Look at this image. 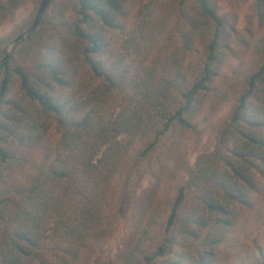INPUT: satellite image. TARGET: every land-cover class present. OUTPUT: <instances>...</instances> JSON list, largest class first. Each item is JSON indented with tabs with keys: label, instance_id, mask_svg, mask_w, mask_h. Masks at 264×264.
Here are the masks:
<instances>
[{
	"label": "trees",
	"instance_id": "16d2710c",
	"mask_svg": "<svg viewBox=\"0 0 264 264\" xmlns=\"http://www.w3.org/2000/svg\"><path fill=\"white\" fill-rule=\"evenodd\" d=\"M27 1L0 0V29ZM34 1L39 7L42 0ZM131 1L50 0L38 26L8 53L0 99V264H79L108 235L111 187L123 169L121 203L133 204L135 215L127 247L137 248L159 187L139 191L133 177L154 158L158 171L174 164L185 177L157 241L140 248L132 264H264L263 248L251 261L234 262L231 243L264 194V42L213 149L190 165L179 160L180 145L225 63L231 25L220 0H177L166 34L164 0L142 2L129 25ZM254 4L264 23V0ZM3 45L0 36V91ZM120 87L119 109L108 118ZM39 150L36 170L19 179Z\"/></svg>",
	"mask_w": 264,
	"mask_h": 264
},
{
	"label": "rangeland",
	"instance_id": "374dc122",
	"mask_svg": "<svg viewBox=\"0 0 264 264\" xmlns=\"http://www.w3.org/2000/svg\"><path fill=\"white\" fill-rule=\"evenodd\" d=\"M147 0H132L129 5L128 24L131 25L133 17L142 2ZM41 4V3H40ZM40 6V5H39ZM220 13L225 16L231 30L228 39L225 63L209 93L201 114L194 122L193 128L186 134L180 145L179 160L193 165L200 154L213 149L217 133L229 115L236 96L242 87L243 79L253 70L261 55L264 42V23L255 11L254 0H220ZM177 0H164L162 32L168 33L173 23ZM38 5L34 0H28L15 14L14 20L0 29V36L4 39V48L11 53L15 46L12 40L31 26L36 16ZM116 51L121 47L122 33L116 34ZM197 60V59H196ZM195 59L193 62L196 61ZM123 88H117L107 106L108 118L117 112L123 96ZM56 137L52 129L47 137L48 142ZM42 150L36 152L25 169L19 174V179L26 178L36 170L41 162ZM181 157V158H180ZM158 159L142 164L136 171L133 179L135 187L141 191L143 188L157 184L159 187L153 219L147 223V233L139 240L137 248L127 247L130 231L135 219L133 204L126 206L121 203L124 187L127 180L128 169H123L115 176L111 187V205L108 209L106 224L108 235L96 242L90 252L79 264H132L140 255V250L149 248L157 241L163 222L167 217L171 204L180 182L185 177L184 171L172 164L165 171H158ZM231 243L238 250L234 262L245 258L253 260L260 248L264 249V194L259 198L255 209L248 214L231 235ZM224 249L229 248L226 243ZM141 248V249H140ZM232 251V249H231Z\"/></svg>",
	"mask_w": 264,
	"mask_h": 264
},
{
	"label": "water",
	"instance_id": "95a60500",
	"mask_svg": "<svg viewBox=\"0 0 264 264\" xmlns=\"http://www.w3.org/2000/svg\"><path fill=\"white\" fill-rule=\"evenodd\" d=\"M50 0H42L41 4L37 10L36 16L34 18V21L32 22L31 26L28 27L25 31H23L22 33H20L16 38H14V40H12V45L15 46L17 44V42L21 41L22 39L26 38L28 36V34L33 31L39 24L43 13L45 12L48 4H49ZM4 48V46H3ZM8 50L4 48V56H3V61L5 62V74L2 72L1 77H2V88L0 91V99L3 96L6 87H7V82H8V77H7V73H8V67L6 65V59L8 57Z\"/></svg>",
	"mask_w": 264,
	"mask_h": 264
}]
</instances>
